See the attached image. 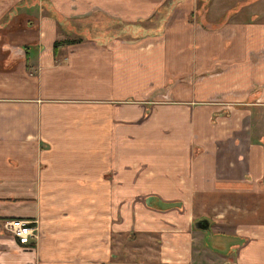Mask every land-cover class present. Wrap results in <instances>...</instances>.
<instances>
[{"label":"crops","instance_id":"obj_1","mask_svg":"<svg viewBox=\"0 0 264 264\" xmlns=\"http://www.w3.org/2000/svg\"><path fill=\"white\" fill-rule=\"evenodd\" d=\"M6 1L0 264H124L112 241L133 231L160 240L135 264H264V0H181L138 40L118 27L166 0ZM44 1L121 36L55 51ZM8 219L37 237L19 244Z\"/></svg>","mask_w":264,"mask_h":264},{"label":"rangeland","instance_id":"obj_2","mask_svg":"<svg viewBox=\"0 0 264 264\" xmlns=\"http://www.w3.org/2000/svg\"><path fill=\"white\" fill-rule=\"evenodd\" d=\"M10 3L11 1L0 0V8L6 9ZM26 3L27 1L25 0L23 1L22 5L26 7L27 5H31L33 1L28 0L27 5ZM17 5L20 7L22 6L20 5V3H17ZM10 16H11L10 13L9 14L7 13L4 16L0 17V29L7 25L8 21L11 18ZM98 19L102 20L103 22H97L96 19L95 21L94 19H87L86 21L83 20V21L74 22L69 19L70 25L61 26L60 34L58 35H60V38L62 39L67 37V35L69 37L83 36L85 38H87V36L89 35L93 37L98 36L99 34L108 35V31L110 28H107V25H109V22L106 21L105 23L104 22L105 18L101 19V17H99ZM157 19L158 18H155L153 22H150V20H145L144 24L146 26L152 27V25L156 24ZM132 234L133 236L131 238L128 236L127 237L126 236H115L113 238V241H112L113 248L112 249H113V253L117 257L116 260L124 264H135L136 259L139 260L141 258L148 259V261H152L154 259L159 261L160 240L158 236H154L150 233L138 234L135 231H133ZM134 234H137V235H134ZM201 256L204 257L205 256L204 253ZM211 256H214V255H210V258L209 256H206L204 258L211 259V260L214 259Z\"/></svg>","mask_w":264,"mask_h":264},{"label":"trees","instance_id":"obj_3","mask_svg":"<svg viewBox=\"0 0 264 264\" xmlns=\"http://www.w3.org/2000/svg\"><path fill=\"white\" fill-rule=\"evenodd\" d=\"M180 1L181 0H166L165 4L160 8L161 14H160V12H157L156 16L153 17L152 19H150V22H153L156 17L157 18L161 17V20L162 19L166 20V18L168 16V12L172 8V6L175 5L176 3L180 2ZM197 2L199 4L200 11L201 12H205L207 10L209 4L211 3V0H197ZM43 5H44V6H42L43 9H45V11L52 18H54L56 20L59 30L61 29V26H69L70 25L69 18H66L65 16H63L48 1H44ZM144 22L145 21L136 22V23H123V24H121L118 27V29L121 31V34H123L124 36L126 35L125 36L126 39H129V40H138V39H140L142 37L153 35V34H156V33H160L162 31L161 28L160 29H153V27L146 26L144 24ZM120 27H123V30H121ZM107 28H110L109 29L110 32H114L115 31V33L113 35H111L110 38L121 36V34H119V30L118 29H112V26H110V25H107ZM80 41H82V38H80L78 36L77 37H69L67 35V37H65L64 39H57L55 41L54 50L56 51V48H59L61 45L75 44V43H78Z\"/></svg>","mask_w":264,"mask_h":264},{"label":"built area","instance_id":"obj_4","mask_svg":"<svg viewBox=\"0 0 264 264\" xmlns=\"http://www.w3.org/2000/svg\"><path fill=\"white\" fill-rule=\"evenodd\" d=\"M3 229L13 235L21 245H27L37 237V227L28 220L8 219L3 223Z\"/></svg>","mask_w":264,"mask_h":264},{"label":"water","instance_id":"obj_5","mask_svg":"<svg viewBox=\"0 0 264 264\" xmlns=\"http://www.w3.org/2000/svg\"><path fill=\"white\" fill-rule=\"evenodd\" d=\"M194 227L196 229H201L203 231H210L211 230V220L208 218H200L194 222Z\"/></svg>","mask_w":264,"mask_h":264}]
</instances>
